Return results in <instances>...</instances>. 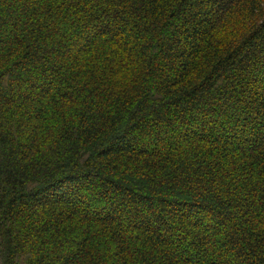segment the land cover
<instances>
[{
	"label": "trees",
	"instance_id": "16d2710c",
	"mask_svg": "<svg viewBox=\"0 0 264 264\" xmlns=\"http://www.w3.org/2000/svg\"><path fill=\"white\" fill-rule=\"evenodd\" d=\"M0 264H264V0H0Z\"/></svg>",
	"mask_w": 264,
	"mask_h": 264
}]
</instances>
